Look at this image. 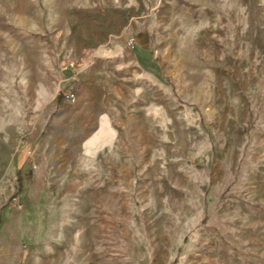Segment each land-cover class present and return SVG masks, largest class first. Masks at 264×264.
Instances as JSON below:
<instances>
[{"label": "rangeland", "instance_id": "1", "mask_svg": "<svg viewBox=\"0 0 264 264\" xmlns=\"http://www.w3.org/2000/svg\"><path fill=\"white\" fill-rule=\"evenodd\" d=\"M2 204L12 264H264V0H0Z\"/></svg>", "mask_w": 264, "mask_h": 264}, {"label": "crops", "instance_id": "2", "mask_svg": "<svg viewBox=\"0 0 264 264\" xmlns=\"http://www.w3.org/2000/svg\"><path fill=\"white\" fill-rule=\"evenodd\" d=\"M24 202H26L27 198L25 195H21L20 197ZM12 212L10 207L5 206L4 204L0 205V264H10L12 261L13 253L9 247V242H7V233L10 230L5 229L6 224L3 221H5V217L7 214ZM2 227V228H1ZM12 264V262H11Z\"/></svg>", "mask_w": 264, "mask_h": 264}, {"label": "built area", "instance_id": "3", "mask_svg": "<svg viewBox=\"0 0 264 264\" xmlns=\"http://www.w3.org/2000/svg\"><path fill=\"white\" fill-rule=\"evenodd\" d=\"M132 47L134 46L133 41L131 42ZM63 99L70 105H75L77 103V97L71 92L66 91L63 93ZM12 203L17 206L18 208H21V203L19 197L15 196L12 198Z\"/></svg>", "mask_w": 264, "mask_h": 264}]
</instances>
